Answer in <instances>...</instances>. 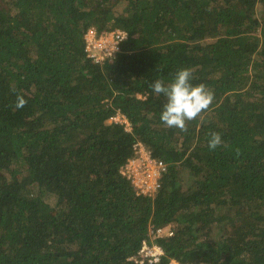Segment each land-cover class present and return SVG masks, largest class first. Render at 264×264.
I'll list each match as a JSON object with an SVG mask.
<instances>
[{"label":"trees","instance_id":"16d2710c","mask_svg":"<svg viewBox=\"0 0 264 264\" xmlns=\"http://www.w3.org/2000/svg\"><path fill=\"white\" fill-rule=\"evenodd\" d=\"M90 28L126 36L94 62ZM184 68L213 93L187 132L149 87ZM136 142L153 198L119 174ZM164 227L157 264H264V0H0V264H134Z\"/></svg>","mask_w":264,"mask_h":264},{"label":"built area","instance_id":"2783aa9c","mask_svg":"<svg viewBox=\"0 0 264 264\" xmlns=\"http://www.w3.org/2000/svg\"><path fill=\"white\" fill-rule=\"evenodd\" d=\"M125 36L126 34L119 30L96 34L93 28L88 29L84 36L87 56L94 62H100L106 57H111L118 51V44ZM116 116L112 117L110 121H114ZM121 123H125L129 129V124L124 118ZM165 170V163L153 158L150 151L142 143L136 142L133 145V156L119 168V174L129 180L136 195L153 198L159 190V179ZM171 235L172 231L167 227L149 228L148 241H142L138 252L127 260L134 264H157L163 256V250L153 240ZM169 264L180 263L170 260Z\"/></svg>","mask_w":264,"mask_h":264},{"label":"clouds","instance_id":"9594fccd","mask_svg":"<svg viewBox=\"0 0 264 264\" xmlns=\"http://www.w3.org/2000/svg\"><path fill=\"white\" fill-rule=\"evenodd\" d=\"M192 71L184 68L175 73L168 84L162 79H157L149 87L156 95H163L166 102L163 105L160 120L167 128H177L187 132V122L195 120L203 111L209 108L213 100V93L203 83L193 85ZM27 101L18 95L16 108H22ZM222 144L221 135L213 132L210 134L208 147L215 150Z\"/></svg>","mask_w":264,"mask_h":264},{"label":"rangeland","instance_id":"374dc122","mask_svg":"<svg viewBox=\"0 0 264 264\" xmlns=\"http://www.w3.org/2000/svg\"><path fill=\"white\" fill-rule=\"evenodd\" d=\"M111 121H112V120H111ZM122 121H123V117L120 116V115H118V116L115 117V120H114L113 122L121 123ZM109 122H110V120H109ZM46 200H47L48 202H51V203L54 202L53 197H51V196H48Z\"/></svg>","mask_w":264,"mask_h":264}]
</instances>
